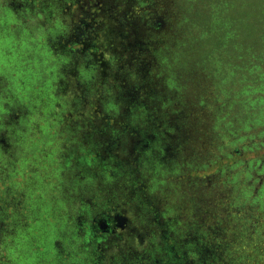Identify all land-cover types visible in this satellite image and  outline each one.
Segmentation results:
<instances>
[{
  "label": "rangeland",
  "instance_id": "1",
  "mask_svg": "<svg viewBox=\"0 0 264 264\" xmlns=\"http://www.w3.org/2000/svg\"><path fill=\"white\" fill-rule=\"evenodd\" d=\"M173 1H82L71 12L73 19L65 16L70 36L64 47L84 49L90 56L97 53L100 60L93 61L102 60L108 67L99 80L90 76L89 82L83 80L80 63L76 68L73 64L58 68L53 92L62 97L55 102L60 116L46 121L52 131L44 136L38 133L46 126L39 116L30 141L49 139L58 128L66 138L67 143L60 144L66 150L52 144L48 152L55 150L56 157L45 163L53 176L50 184L59 191L58 198L68 199V209L83 208L86 222L107 206L127 217L121 238L104 252L101 264L146 261L147 253L158 250L154 237L161 245L175 244L172 253L182 257L181 264H237L238 259V264H259L264 244L258 243L248 224L254 213L238 198L244 177L234 180L252 155L243 146L240 154L232 151L235 136L217 119L216 76L207 71L216 66L212 48L232 45L233 35L248 34L264 22V15L256 14L264 0H225L221 27L210 24L199 11L192 37L187 30L191 9L185 0ZM34 2L36 7L42 4ZM150 23L158 24V29ZM204 24L211 28L206 37ZM41 25L49 27L45 20ZM222 26L230 28L229 39L222 37ZM62 48L56 55L67 59L69 51ZM109 110H114L115 118L107 121ZM36 113L27 111L26 116L36 118ZM12 118L0 120L1 139H12L20 128L27 130L22 123V127L15 124L19 118ZM111 139H116L112 145ZM84 141L89 143L85 147ZM72 143L76 149H71ZM244 144L252 143L246 139ZM84 150L97 152L108 162L107 169H83ZM11 154L0 143V165L5 168L0 171V253L1 243L7 241L3 231L14 223L12 219L31 214L35 205L38 213V205L46 203L38 188L27 185L35 180L34 168L23 176H10L13 164L3 156ZM58 163L63 171L56 174ZM72 190L73 202L66 196ZM69 240L76 242L74 237ZM62 243L56 241L57 246Z\"/></svg>",
  "mask_w": 264,
  "mask_h": 264
},
{
  "label": "flooded vegetation",
  "instance_id": "2",
  "mask_svg": "<svg viewBox=\"0 0 264 264\" xmlns=\"http://www.w3.org/2000/svg\"><path fill=\"white\" fill-rule=\"evenodd\" d=\"M30 1L0 0V30L2 29V25L8 22L7 19H3V16L13 14L19 18L18 22L8 23V25L11 26L8 27V29L15 33V38H12L11 41L20 54L19 61L27 59L24 57L27 55V52L24 53L22 45V43L25 42L24 40H26L29 48H37L39 44L46 45L51 54L53 52V56L64 59V62L62 61L63 67L73 64L76 68L79 63L82 64V74L85 73L86 75V78L83 79L84 81L89 82L88 80H90V76L95 78L97 74L100 79V76L102 73H105L104 70L108 67V65L101 64L102 60L99 63L93 61L94 59L100 60V58L98 59L96 57L97 53H92L91 56L93 58H91V52H87L84 49L80 50L76 47H64V42H67L68 44L70 28L65 24L63 18L66 16L73 19L74 14L71 12L76 10V7L82 4V1L89 3L92 0H41L40 3L42 4L38 7L35 6L34 0ZM174 1L177 4L181 3L179 0ZM222 1L223 3L225 2V0H185L188 10L191 9V12H188L187 18V30L191 37L193 21L196 17L198 18V14L201 13L200 15L202 16H210L213 13V11L211 13L209 12V10L212 9V4L216 2L222 3ZM90 7L91 5H89V8ZM257 8L258 10L256 14L264 15V2L258 5ZM199 11L200 13H198ZM95 16L97 15L95 14ZM26 19H28L29 22H26ZM44 20L47 21L49 27L41 25ZM201 23L203 24V22ZM21 25L22 27L23 25L27 27L30 26V29H32L33 26L34 28L32 30L36 32L42 30L44 33L43 38L36 41H33L31 36L28 39L23 38L20 33ZM216 25L219 26L220 22ZM205 29L206 31H209L211 28L207 24L205 25ZM77 30L78 29H76V31ZM222 30H227V27L224 26ZM232 32H236L235 28L232 29ZM230 37L231 36H229V38ZM232 42V45H228L223 48L218 47L219 50H214L212 48L211 57H213V62H216V66L214 71L207 72L215 73L216 76V100L217 104L220 105L218 108L217 119L220 122H223L222 126L226 132L235 136L233 146H231L232 151H236L240 154L242 153L240 147L243 146V149L252 155L250 160H246L242 163L243 168L240 172L235 174L234 180L238 182L242 177H244V182L240 183L239 186L238 198L243 205H248L254 213L252 220H249L248 224L250 228L253 229V233L257 234L258 243L262 242L264 244V22L253 28V30H251L248 34L247 32H243L240 37L238 36V38L233 35ZM77 43L78 42L76 41V44ZM76 44H72L71 46ZM57 46L60 48L63 47L62 49L69 51L67 53L66 60L64 55H61L60 53L59 56L56 55L58 54ZM27 47L24 49L28 50ZM102 57H104L103 53L101 54V58ZM92 61L97 63V65ZM217 63H221V65L217 66ZM11 75V78H16L17 76L15 72L11 73ZM17 80H19V84H25L22 78L17 77L16 81ZM12 82L13 80L11 81L5 75L0 74V102L10 111L5 118H19L15 121V124L20 125V123L26 121L28 118L26 116L28 111V107L26 105L31 101L33 93H25V85L24 87H20L18 85L14 86ZM53 84L58 85L57 80H54ZM113 111L114 110H109L106 114L107 121L114 117ZM231 120L233 121L232 125H230ZM246 139H248L252 144H244ZM21 140V136L16 138L13 137L10 140H8L5 136L3 139L0 138L3 150L7 152V150L10 149L12 153L11 156L15 161H17L18 158H14V153L16 154L21 148ZM114 142H116V139H111L109 144L112 145ZM88 144L89 143H86L85 141L83 142V146ZM72 146L73 147L71 149L76 146L75 143H72ZM92 152L95 155L94 158H90V155H87L89 158L86 156L82 159L84 164L83 169L88 170L93 167L99 168V170L107 169L108 162H104L101 158H99L97 152L96 154L94 151ZM123 152L125 151H121V153ZM96 159H99V164H89L90 160L94 161ZM14 165L15 164H13V166ZM11 171L14 175H19L16 171V167H13ZM75 208L78 209L79 213L78 215L76 214L75 218V223H77L78 227L77 233L79 237L85 236L87 228H89V225L91 226L93 236L90 238L88 243H84L83 245L93 246L91 251L95 258L93 262L94 264H101L104 252L112 246L114 241L121 238V232L126 228L125 223L128 219L116 209H110L107 206L94 211L91 215V219L86 222L85 218H83L85 217V210L80 207ZM108 218L112 223H116V225L113 233L106 237L104 233H106L107 230L104 228L102 221ZM102 238H106V240H103ZM174 246L175 244L169 247L171 252L175 251ZM201 247L204 246L201 245ZM152 253L153 256L151 257ZM147 254L150 255L149 259L147 258L146 261H143V258H138L136 264H181L182 260V257L176 252L170 259L165 258L168 257L165 253L162 254L163 256L161 258H159L161 256L159 251L153 250ZM163 260H165V262ZM240 261L241 259H238L236 263L238 264ZM259 264H264V255L260 257Z\"/></svg>",
  "mask_w": 264,
  "mask_h": 264
},
{
  "label": "trees",
  "instance_id": "3",
  "mask_svg": "<svg viewBox=\"0 0 264 264\" xmlns=\"http://www.w3.org/2000/svg\"><path fill=\"white\" fill-rule=\"evenodd\" d=\"M222 3L216 2L212 4V9H210L209 12L211 13L213 11V13L207 16L210 24L216 25L221 21L222 12L226 8V3ZM3 19H7L8 22L3 24L0 30V74L5 75L11 81L13 80L12 83L14 86L18 85L24 87L25 85V93H33L31 101L27 103L26 106L28 107V111L37 112L36 118L32 116L22 122L23 126H27V130H25L24 127L23 129L20 128L14 135L15 138L18 136L22 138L20 146L21 149L22 147L23 149L22 151L19 149L15 154L18 161L16 162L12 157L7 155L3 157L7 164L12 163L18 166L16 171L19 175L17 176H23L25 171L34 168L33 176H35V180H28L27 185L30 189L34 187L38 188L37 193L41 196V200H46V203L44 205L41 203L38 205L40 208L38 213L36 212L37 210L34 209L36 207L35 205L33 209H30L31 214L30 211H28L29 213L25 212L22 217H14L15 219H12L14 223L7 227V229L5 228L6 230L3 231L5 235L3 239H7V241H5L4 244L1 243L0 264H94L93 261L95 258L91 253L93 246L83 245L84 243H88L93 236L91 226L89 225V228H87L85 236H78V227L77 223H75L76 214H79L78 209H68V199L58 198L59 191L54 190V184H50L53 176L47 172L48 169L45 160L47 158H52V156L56 157L55 150L50 152H48V150L51 148L52 144H55L56 148L62 151L66 150L62 145L60 147V144L67 143L66 138L62 137L63 133H61L58 128V130H54V134H51L49 139L43 138L36 143H31L30 141L31 133L36 131L35 125L37 124L39 116L40 122H44L46 125L45 128L42 129V133L38 132L39 135L42 136L48 135L52 131V126L49 127L46 121L53 122L52 119L60 116V113L58 114L57 112L58 110L56 109L55 102L61 100L62 97L54 94L53 90L56 88V85H54L53 82L57 80L58 68L63 65L62 61L64 59L53 56L47 46L43 44H39L37 48H29L27 41L24 40L25 42H23L22 45L24 53L27 52V55L24 56L27 59L19 61V52L16 47H14V44H10L12 38H15V33L8 29V27H11L8 23L18 22L19 18L13 14H7L3 16ZM150 24L158 29V24ZM20 29L23 38L28 39L31 36L33 41L43 38L44 33L42 30L34 32V30L30 29V26L27 27L24 25L23 27L21 25ZM206 33H208V31H206ZM206 33L204 34L205 37ZM222 34L225 35L224 37L232 35L229 27H227V30H223ZM26 47L28 50H25ZM220 65L221 63H217V66ZM13 72L17 74L16 78L19 77L24 80V85L19 84V80L16 81V78L10 77ZM98 77L97 74L95 79L99 80ZM134 77H136V74ZM112 107L115 108L113 105ZM9 112L8 108H5L4 104L0 102V120L5 119V116ZM232 123L233 121L231 120L230 125H232ZM20 127H22L21 123ZM62 148H64V150ZM84 151L86 155H94L93 152ZM99 162V159L94 161L90 160L89 164H99ZM57 165L60 169L55 171L56 174L63 171L59 163ZM14 166L11 168L13 169ZM3 169L5 168L0 165V171ZM11 170L10 176H14ZM48 191H51V193ZM73 194L74 192L72 190L66 195L67 197H71V202L74 201V198H72ZM51 220H54L59 226L54 225ZM26 223H28V225H26ZM70 223H74L75 226H70ZM102 224H104V228L107 230V232L104 233L106 237L113 233L116 223H112L108 218L103 220ZM7 233H10V235L7 236ZM70 237H74L76 242H70ZM102 239L106 240V238ZM154 240L157 242V251L161 253V256L165 253L168 255L167 259H170L173 253L169 249L170 245L168 242L164 241V245H161V240L158 237H154ZM56 241L63 243L61 246H57ZM176 247L177 249L179 248L178 245Z\"/></svg>",
  "mask_w": 264,
  "mask_h": 264
}]
</instances>
